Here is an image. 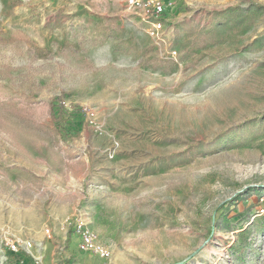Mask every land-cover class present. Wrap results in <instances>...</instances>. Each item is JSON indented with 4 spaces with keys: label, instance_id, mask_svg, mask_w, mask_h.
I'll list each match as a JSON object with an SVG mask.
<instances>
[{
    "label": "rangeland",
    "instance_id": "1",
    "mask_svg": "<svg viewBox=\"0 0 264 264\" xmlns=\"http://www.w3.org/2000/svg\"><path fill=\"white\" fill-rule=\"evenodd\" d=\"M4 238L40 264H264V0H0Z\"/></svg>",
    "mask_w": 264,
    "mask_h": 264
},
{
    "label": "built area",
    "instance_id": "2",
    "mask_svg": "<svg viewBox=\"0 0 264 264\" xmlns=\"http://www.w3.org/2000/svg\"><path fill=\"white\" fill-rule=\"evenodd\" d=\"M130 3L136 4L137 0H130ZM154 9L156 13H161L163 12L164 7L160 2H156ZM74 226L77 227V232L81 234V246L85 253L101 256H104L107 253L106 247L100 241L98 234L93 228H90L85 222H80ZM47 232L48 236H51L50 231L48 230ZM3 243H6L5 247L3 246ZM33 244L32 241L4 238L0 245V250L3 253L2 261L10 264V258L7 257V255L12 254L16 257V261H19L17 263H21L27 258L26 255H31L35 264H40L42 262V256L33 254Z\"/></svg>",
    "mask_w": 264,
    "mask_h": 264
},
{
    "label": "trees",
    "instance_id": "3",
    "mask_svg": "<svg viewBox=\"0 0 264 264\" xmlns=\"http://www.w3.org/2000/svg\"><path fill=\"white\" fill-rule=\"evenodd\" d=\"M57 103V106H61V105H63V102L62 101H58V102H56ZM71 235V229L68 231V236H70Z\"/></svg>",
    "mask_w": 264,
    "mask_h": 264
},
{
    "label": "crops",
    "instance_id": "4",
    "mask_svg": "<svg viewBox=\"0 0 264 264\" xmlns=\"http://www.w3.org/2000/svg\"><path fill=\"white\" fill-rule=\"evenodd\" d=\"M71 235H73V234L71 233ZM71 235H70V236H71ZM12 264H14V261H12Z\"/></svg>",
    "mask_w": 264,
    "mask_h": 264
}]
</instances>
